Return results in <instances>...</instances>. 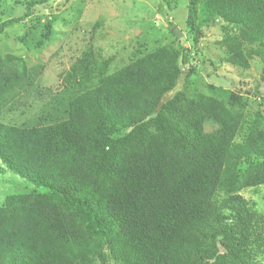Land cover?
Wrapping results in <instances>:
<instances>
[{
	"label": "trees",
	"instance_id": "obj_1",
	"mask_svg": "<svg viewBox=\"0 0 264 264\" xmlns=\"http://www.w3.org/2000/svg\"><path fill=\"white\" fill-rule=\"evenodd\" d=\"M49 1L14 0L23 13L0 33ZM189 3L194 36L216 18L236 28L226 62L264 61V0ZM5 60L24 76L22 58ZM197 67L179 43L113 71L96 62L66 119L0 121V164L34 186L0 203V264H263L264 217L239 190L264 183V129L191 87L164 99Z\"/></svg>",
	"mask_w": 264,
	"mask_h": 264
},
{
	"label": "rangeland",
	"instance_id": "obj_2",
	"mask_svg": "<svg viewBox=\"0 0 264 264\" xmlns=\"http://www.w3.org/2000/svg\"><path fill=\"white\" fill-rule=\"evenodd\" d=\"M190 6L189 0H51L36 6L0 33V121L31 126L64 120L69 100L96 85V62L113 71L155 47L179 43L198 70L184 84L180 78L164 99L191 87L221 102L233 117L241 116L245 128L257 117L264 129V61L254 57L248 67L226 62L219 42L237 34L236 28L216 18L201 24L194 36ZM22 13L14 0H0V22ZM6 55L22 58L24 76L13 75L16 65ZM213 124L206 118L205 129L214 130ZM32 188L0 164V203L9 193ZM239 194L264 217V183L242 187ZM257 260L264 264V255Z\"/></svg>",
	"mask_w": 264,
	"mask_h": 264
}]
</instances>
